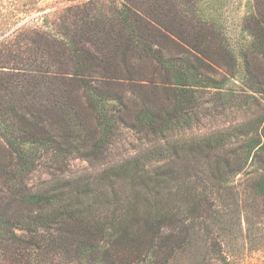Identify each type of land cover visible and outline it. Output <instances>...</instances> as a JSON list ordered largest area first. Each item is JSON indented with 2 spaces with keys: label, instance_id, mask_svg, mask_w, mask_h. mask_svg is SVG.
<instances>
[{
  "label": "trees",
  "instance_id": "trees-1",
  "mask_svg": "<svg viewBox=\"0 0 264 264\" xmlns=\"http://www.w3.org/2000/svg\"><path fill=\"white\" fill-rule=\"evenodd\" d=\"M148 5L116 10L111 31L102 19L86 22L82 37L70 39L74 47L48 39L23 73L0 79V135L11 152L2 173L10 201L0 203V264H169L175 252L193 245L195 234L237 239L240 213L257 208L264 215V103L257 95L264 97V73L251 69L243 51L222 45L223 58L210 51L218 34L202 19L194 27L187 9L178 12L166 1ZM251 19L257 34L247 50L264 57V14ZM78 39L100 42L103 57L76 47ZM161 39L189 46L206 71L221 62L236 69L234 76L245 69V100L235 107L237 95L225 89L226 81L199 76L191 61L180 67L166 58ZM111 40L112 60L126 65L136 54L167 77L161 85L143 77L132 123L143 134L142 147L119 163L107 153L119 131L108 103L121 99L101 90L126 76L106 66ZM169 80L173 87L166 86ZM201 88L218 92L212 110H202ZM80 89L95 113V129L83 122ZM207 116L220 125L194 134ZM74 158L91 169L78 175L70 167ZM41 169L46 180L29 187V176ZM238 176L243 180L236 183ZM13 205L33 210L8 217ZM217 254L219 264H237Z\"/></svg>",
  "mask_w": 264,
  "mask_h": 264
},
{
  "label": "rangeland",
  "instance_id": "rangeland-1",
  "mask_svg": "<svg viewBox=\"0 0 264 264\" xmlns=\"http://www.w3.org/2000/svg\"><path fill=\"white\" fill-rule=\"evenodd\" d=\"M165 1L173 5V9L176 10L177 8L178 12L187 9L188 13H193L194 17L191 16L193 20L190 19L189 21L194 27L199 26V24H195L198 23L199 19H202L207 28L210 27L216 31L218 37L208 36L207 38L208 41L211 38L214 40L212 46L214 48L210 51L214 52L216 49L221 58L224 57V52H226L221 48L222 45L228 51H233L234 54L243 51L247 54L251 69L255 70L257 75L264 73V57L252 54L248 51L249 49L247 50L250 41L257 34L253 28L254 23L251 17L253 15L255 17L259 16V13L264 14V0H0V79L7 76H18V74L23 73V69H26L25 61L27 62L28 58L33 60L30 56H35L34 54L38 58L41 53L38 54L37 48L47 43L48 39H64L68 42L69 47H74L75 45L70 39L80 32L82 37L81 27L83 28L86 22L96 23L102 19L103 23H100V25L108 26L112 23L111 20L115 18L116 10H125L128 5L139 9H147L148 4L164 3ZM158 12L162 14L161 10ZM117 23L116 20L114 23L117 25L116 29L119 28ZM175 27L177 31L182 28L179 25ZM77 29L79 31L76 32ZM108 29H110L109 26ZM127 31L125 30V33ZM115 33L111 35H115ZM110 36L105 37V39L109 40ZM78 40L79 43L76 47H84L90 50L91 53L103 57L98 52L101 49L98 45L101 44L100 42L90 44L84 39ZM161 40L162 44L159 49L166 58L173 57L178 60L177 65L180 67L186 65L184 62L191 61L190 63L196 68L199 76L210 77L217 81H226L225 89H232L233 93L237 95L235 107L240 100H245L242 97L243 94L248 92L246 83L243 81L245 69L242 68V74L234 76L236 69L221 62L222 66L219 67L214 64L213 69L206 71L201 67L202 64L195 60V54L189 46L176 39ZM114 42L112 40L107 41L109 52L107 49L104 53L108 56L106 61L110 62L106 66L110 69H116L121 75L126 76L117 81L118 84L114 82L113 85L105 88L101 87V90L105 94H113L121 99V102L110 101L108 103L109 106L111 105V116L119 117V120H117L119 131L117 132L115 144L111 146L107 153L109 159L119 163L132 157L142 147L143 134L138 133L132 123L135 111L142 102L140 95L143 94L144 89L140 87V83H144L142 81L143 77H149L155 85H161L163 81L167 80V77L164 74L165 71L159 69L156 63L151 64V66L149 62L146 63L139 59L136 54L129 57L126 65L120 61V57L117 60H112ZM207 45L211 44L207 42ZM182 60L184 62H181ZM225 62L229 63L230 61ZM36 63L38 64V62ZM239 65L240 67L244 66V59L240 60ZM128 72L130 73L129 79ZM172 83L169 80L166 86L173 87ZM202 89L199 91L205 96L202 110L206 111L207 108L212 110L214 103H220L216 102L218 101V92L209 88ZM77 94L81 99L79 106L82 107L83 122H86L88 130L95 129L97 123L95 113L89 109L87 100L83 98V89H80ZM257 95L259 100L264 103V97L261 94ZM151 97L157 99L156 96L151 95ZM235 109H230L234 113L232 117L238 119L239 115H236L238 109ZM213 111L215 110L213 109ZM210 116H207V119L203 122L205 127L199 130L195 129L194 134L216 129L220 125V121H214L215 119ZM10 154L9 148L0 135V203L2 207H5L10 201V195L6 190L7 184H5L7 179L5 175L3 176L6 162L11 160ZM70 167L78 175L83 174L86 169H91L90 163L81 158L72 159ZM46 178V171L41 169L29 176L27 185L35 188L41 185ZM242 180L243 176H238L236 183ZM12 207L13 210L9 212L8 217H15L17 209L24 213L33 210L28 206L17 207L13 205ZM236 220H238L237 227L241 231L239 238H217V233L211 240L204 238L199 233L195 234L192 237L193 245L183 251L175 252L169 264H219L216 260V257H218L217 251L221 256L237 264H264V215H260L258 209L254 208L252 211L240 213Z\"/></svg>",
  "mask_w": 264,
  "mask_h": 264
}]
</instances>
